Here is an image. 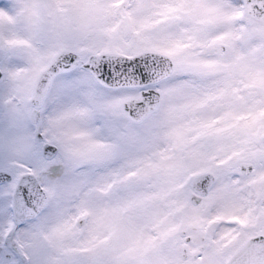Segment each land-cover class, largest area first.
<instances>
[{
    "label": "snow or ice",
    "instance_id": "obj_1",
    "mask_svg": "<svg viewBox=\"0 0 264 264\" xmlns=\"http://www.w3.org/2000/svg\"><path fill=\"white\" fill-rule=\"evenodd\" d=\"M0 264H264V0H0Z\"/></svg>",
    "mask_w": 264,
    "mask_h": 264
}]
</instances>
